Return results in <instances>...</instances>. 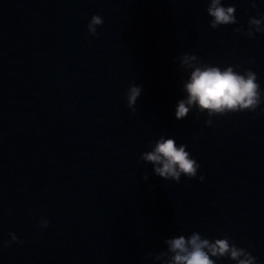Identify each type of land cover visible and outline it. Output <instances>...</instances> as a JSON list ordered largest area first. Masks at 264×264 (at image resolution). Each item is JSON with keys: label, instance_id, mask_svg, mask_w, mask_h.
<instances>
[{"label": "water", "instance_id": "water-1", "mask_svg": "<svg viewBox=\"0 0 264 264\" xmlns=\"http://www.w3.org/2000/svg\"><path fill=\"white\" fill-rule=\"evenodd\" d=\"M223 3L237 23L212 29L207 0H0V241H23L0 248V264H160L145 253L192 231L228 235L264 264V102L211 126L195 108L174 116L183 52L251 69L264 91V32L233 31L264 0ZM160 135L187 146L203 181L164 180L139 159Z\"/></svg>", "mask_w": 264, "mask_h": 264}, {"label": "clouds", "instance_id": "clouds-1", "mask_svg": "<svg viewBox=\"0 0 264 264\" xmlns=\"http://www.w3.org/2000/svg\"><path fill=\"white\" fill-rule=\"evenodd\" d=\"M248 3L253 9L257 6L256 0H248ZM235 11L234 5H225L223 0H207L206 12L211 17L209 26L212 29L221 25L236 24ZM102 24L103 18L93 14L86 25L89 36H96L97 26ZM247 25V29L234 28L233 31H243L249 38H254L255 33L264 32V15L258 13L257 16H250ZM178 59V67L185 71L190 69V73L182 88L187 94L186 98L178 99L175 105L176 120L184 119L190 110L195 108V118L199 119L202 114H206L204 123L211 126L213 116L242 111L255 112L264 102V91L260 88L257 74L251 69L239 72L234 70V65L221 68L202 62L195 53H180ZM141 93L142 86L134 82L126 89V107L132 113L137 111L135 105ZM148 147L151 150L142 152L139 159L150 163L156 176L177 183L182 175L189 179L204 180L203 175H197L200 165L186 150L185 144L178 145L174 138L160 135L150 141ZM142 179L147 181L148 174L145 173ZM48 224V219L41 216L37 227L44 229ZM8 236V240L0 241V248L13 242L23 243L13 232H9ZM163 243L166 250L145 253L144 258H151L160 264H216V260L221 258H227L235 264H257L256 257L245 248L238 247L228 235L209 239L197 231H192L187 236L179 234L166 237Z\"/></svg>", "mask_w": 264, "mask_h": 264}]
</instances>
